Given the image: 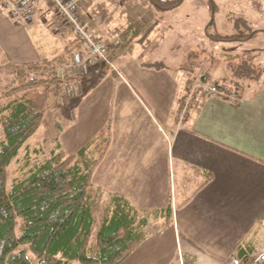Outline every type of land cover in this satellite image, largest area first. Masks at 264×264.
<instances>
[{
	"label": "crops",
	"instance_id": "0c3cea01",
	"mask_svg": "<svg viewBox=\"0 0 264 264\" xmlns=\"http://www.w3.org/2000/svg\"><path fill=\"white\" fill-rule=\"evenodd\" d=\"M127 3L120 9L113 6L112 0L80 3L82 19L114 49L109 60L115 69L103 65L101 80L107 72L117 75L119 58L139 50L140 57L147 54L140 65L156 77L154 85L161 89L170 87L171 92L134 93L125 83V92L99 97L98 108L112 119L111 139L101 158V196L105 199L111 194L123 196L140 218L143 213L163 209L168 202L161 200L159 204L160 198L155 193L159 189L155 180L159 178L162 139L158 123L162 124L168 141L165 156L171 175L168 204L171 219L163 225V218L153 217L142 230L152 223L154 229H159L154 236L157 245L162 246L159 232L170 227L181 264L184 260L185 264H228L243 240L251 239L256 245L257 236L264 230V45L244 48L235 56L237 59L227 61V78L220 77L213 84L219 92H196L189 110L181 117L178 108L185 89L198 79L205 83L208 73L200 70L194 76L181 73L161 77L170 67L161 56L150 55L148 49V37L158 29L157 20L145 37L136 36L131 47L118 57L119 47L111 46V39H121L120 33L130 23L131 5L141 4L138 0ZM35 16L48 18L56 33L55 40L59 38L62 42L59 56L70 55L72 51L67 52L73 44L70 27L54 15L48 0H36L29 22H16L8 10L0 7V48L4 57L14 63L52 58L40 57L33 43L30 28ZM204 28L206 32L207 27ZM100 74L89 76L98 78ZM89 76L81 81L83 86L89 82ZM222 91L236 92V103L229 102ZM59 145L63 149L60 142ZM145 237L129 255L143 246ZM168 263L169 259L162 262ZM119 264H142V261L139 257H127Z\"/></svg>",
	"mask_w": 264,
	"mask_h": 264
},
{
	"label": "trees",
	"instance_id": "16d2710c",
	"mask_svg": "<svg viewBox=\"0 0 264 264\" xmlns=\"http://www.w3.org/2000/svg\"><path fill=\"white\" fill-rule=\"evenodd\" d=\"M149 2L154 8L167 10L178 6L181 0ZM129 11L132 15L120 33L118 56L131 47L136 36L145 37L156 22L153 10L140 3L132 4ZM256 32L222 35L206 30L210 38L220 41L241 40ZM79 47L73 37L67 52ZM108 49V57L113 56L114 49ZM57 61L14 63L4 57L0 48V68L13 76V85L0 92V264H119L139 246L143 238L140 230L148 220L140 218L123 196L111 194V205L96 235V253L88 254L94 219L87 189L92 172L109 145V129L104 128L74 153H66L58 143L45 161L15 180L10 191L5 187L6 167L46 113L59 107L61 84L53 73ZM149 214L163 218V225L171 219L170 207ZM254 251L255 245L247 238L238 245L235 257L246 264Z\"/></svg>",
	"mask_w": 264,
	"mask_h": 264
},
{
	"label": "rangeland",
	"instance_id": "374dc122",
	"mask_svg": "<svg viewBox=\"0 0 264 264\" xmlns=\"http://www.w3.org/2000/svg\"><path fill=\"white\" fill-rule=\"evenodd\" d=\"M127 1L129 0H121V6H116V8H122ZM138 1L144 7L153 10L157 20L156 27L158 29L148 37L150 40L148 49L150 55L161 56L160 58H163L165 64L170 67L161 77H165L166 75L175 77L181 75V73L194 76L200 70L208 73L205 83L198 79L190 84L185 89L186 91L190 88L198 89L200 83L202 87L203 84L212 86L220 77L227 78L228 71L225 66L227 61L237 59L235 56L244 48L264 45V0H181L178 6L162 11L154 8L149 0ZM47 19H42L39 16L36 18L35 16L33 25L30 28V34L40 57H52L51 59L58 60L53 68L55 76V67L67 65L70 55L64 54L63 57L59 56L62 51V42L59 38H57L58 41L55 40L56 33ZM211 20H213L212 23ZM204 27H207L209 34L218 32V34L222 35L233 33L244 34L257 31L256 34L258 36L245 41L221 42L220 40L215 41L208 38ZM249 37L250 34L247 38ZM123 54H120L118 57L123 56ZM145 56H147L146 53L140 57V51L137 50L132 55L127 54L124 58H119L116 62L117 75L115 72H107L106 78L104 77L102 80L100 74L101 67L95 72L88 74L86 77L80 79V82L85 80L89 75L97 73L100 74L99 79L89 76L90 80L88 83L84 84V86L82 85L83 82L81 83V93L70 96L64 104L60 102L59 94V107L46 113L40 126L26 140L19 150L17 157L6 167V190L10 191L14 181L23 178L35 164L45 161L49 157L51 149L59 142L66 153H74L104 128L106 130L109 129L111 139L112 119L107 116L106 112L103 111L101 113V108L97 106L101 95L112 94L115 96L117 93L125 92V83L129 85L134 93H170V87L161 89L159 86L154 85L153 81L156 77L152 76L153 74L145 66L140 65ZM63 58L67 60L65 61ZM132 67H138V70H132ZM12 79L13 76L2 71L0 68V92L13 85ZM61 83L62 81L60 80ZM222 92L226 93L225 91ZM68 101H70V109L69 106L67 108ZM190 102L191 100L184 107L180 101L178 114L182 109L186 115ZM60 107H62L61 110H59ZM158 125L159 127L161 126L159 133L162 139L159 140L161 144V160L158 169L159 178L155 180V186L159 185V189H156L155 193L157 192V197L160 198L159 204H161V200L168 202L164 203L163 209L166 210L169 208L168 204L171 202L169 194L171 175L165 156L168 141L163 135L164 126L160 123ZM2 136V129L0 127V140ZM87 193L90 196L91 211L94 219L88 244V254L94 255L96 253L95 241L97 232L101 226L103 216L111 205L110 199H105L101 196V160L92 172ZM141 215L146 217L148 221H151L153 217L155 218L153 214L143 213ZM144 229L140 230L143 237L146 235L143 246H140L139 250H136V252L128 257H139L142 264H149L152 261H159V264H162L163 260L166 259H169L168 264H181L179 252L175 249L170 227L164 228L159 232L162 236L160 237L162 246L157 245V238L154 237L159 229H154L152 223L148 224V227ZM257 237L255 251L250 256L252 259L260 251L264 250V230ZM72 264L79 263L72 261Z\"/></svg>",
	"mask_w": 264,
	"mask_h": 264
},
{
	"label": "built area",
	"instance_id": "2783aa9c",
	"mask_svg": "<svg viewBox=\"0 0 264 264\" xmlns=\"http://www.w3.org/2000/svg\"><path fill=\"white\" fill-rule=\"evenodd\" d=\"M53 9L54 15L59 18L64 25L70 27L73 37L79 43V48L73 50L70 54L67 65H58L55 67V76L62 81L60 85V102H64L74 95L81 93L80 79L88 74L100 69L103 65H108L114 69V64L108 58V45L103 39L95 34L82 19L79 13L80 3L83 0H48ZM121 0H112L113 6H121ZM36 0H3L1 7L8 10L9 16L16 22H29L34 14ZM111 46L117 47L120 39L114 37L111 39ZM69 76V77H68ZM68 77V78H67ZM197 91L204 94L219 92L217 85L206 86L200 83L199 88H190L181 97L184 107L189 103L191 97ZM229 102L236 103V92H226ZM181 109L179 115L183 117ZM228 264H242L241 261L233 256ZM246 264H264V250L260 251L250 262Z\"/></svg>",
	"mask_w": 264,
	"mask_h": 264
},
{
	"label": "bare ground",
	"instance_id": "6f19581e",
	"mask_svg": "<svg viewBox=\"0 0 264 264\" xmlns=\"http://www.w3.org/2000/svg\"><path fill=\"white\" fill-rule=\"evenodd\" d=\"M80 10V9H79Z\"/></svg>",
	"mask_w": 264,
	"mask_h": 264
}]
</instances>
